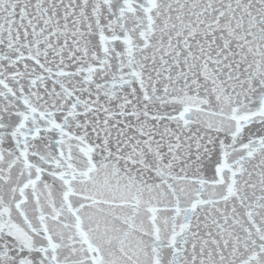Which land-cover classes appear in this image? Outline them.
<instances>
[{
  "label": "snow or ice",
  "instance_id": "6c2138e0",
  "mask_svg": "<svg viewBox=\"0 0 264 264\" xmlns=\"http://www.w3.org/2000/svg\"><path fill=\"white\" fill-rule=\"evenodd\" d=\"M0 264H264V0H0Z\"/></svg>",
  "mask_w": 264,
  "mask_h": 264
}]
</instances>
